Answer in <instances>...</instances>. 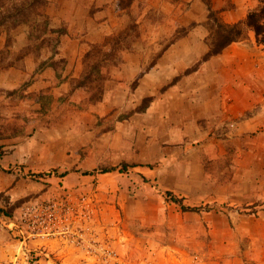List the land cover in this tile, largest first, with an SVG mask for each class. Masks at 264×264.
Instances as JSON below:
<instances>
[{
  "label": "rangeland",
  "instance_id": "rangeland-1",
  "mask_svg": "<svg viewBox=\"0 0 264 264\" xmlns=\"http://www.w3.org/2000/svg\"><path fill=\"white\" fill-rule=\"evenodd\" d=\"M242 1L0 0V264H264V46L203 60Z\"/></svg>",
  "mask_w": 264,
  "mask_h": 264
},
{
  "label": "trees",
  "instance_id": "trees-1",
  "mask_svg": "<svg viewBox=\"0 0 264 264\" xmlns=\"http://www.w3.org/2000/svg\"><path fill=\"white\" fill-rule=\"evenodd\" d=\"M247 30H252L255 41L264 46V0L255 9L249 11L243 20L234 23L216 22L214 29V38L207 53L203 56V60L220 53L223 48L232 42L241 40L246 37ZM129 164L122 163L119 169L125 170ZM117 166L104 167L101 172H108L116 169ZM166 195L170 201L178 204L184 211H199L200 207L187 206L182 203V199L171 191H166ZM0 212H3L0 208Z\"/></svg>",
  "mask_w": 264,
  "mask_h": 264
},
{
  "label": "crops",
  "instance_id": "crops-1",
  "mask_svg": "<svg viewBox=\"0 0 264 264\" xmlns=\"http://www.w3.org/2000/svg\"><path fill=\"white\" fill-rule=\"evenodd\" d=\"M257 2H258V0H243L240 4H239V6H240V8H245V9H247V11L246 12H243V14H241V15H239L238 17H235V18H233L232 19V21H238L239 19H242V18H244L245 17V15H246V13L248 12V9L250 8L251 9V7H254L256 4H257ZM238 4V3H237ZM251 32V31H250ZM255 44H256V47H261V44H258L256 41H255ZM64 255H67V254H65V253H63ZM62 258H63V262H71L72 260H76V259H71L69 256H65V257H63V255H62Z\"/></svg>",
  "mask_w": 264,
  "mask_h": 264
}]
</instances>
